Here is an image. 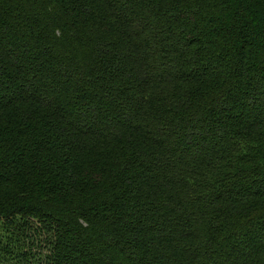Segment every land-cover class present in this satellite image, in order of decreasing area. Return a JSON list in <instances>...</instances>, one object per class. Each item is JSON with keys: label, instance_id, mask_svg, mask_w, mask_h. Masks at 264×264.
Instances as JSON below:
<instances>
[{"label": "trees", "instance_id": "obj_1", "mask_svg": "<svg viewBox=\"0 0 264 264\" xmlns=\"http://www.w3.org/2000/svg\"><path fill=\"white\" fill-rule=\"evenodd\" d=\"M0 264H264V0H0Z\"/></svg>", "mask_w": 264, "mask_h": 264}]
</instances>
